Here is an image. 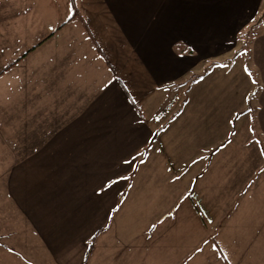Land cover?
<instances>
[{
    "label": "crops",
    "instance_id": "0c3cea01",
    "mask_svg": "<svg viewBox=\"0 0 264 264\" xmlns=\"http://www.w3.org/2000/svg\"><path fill=\"white\" fill-rule=\"evenodd\" d=\"M262 15L0 0V264H264Z\"/></svg>",
    "mask_w": 264,
    "mask_h": 264
},
{
    "label": "rangeland",
    "instance_id": "374dc122",
    "mask_svg": "<svg viewBox=\"0 0 264 264\" xmlns=\"http://www.w3.org/2000/svg\"><path fill=\"white\" fill-rule=\"evenodd\" d=\"M261 17V16H260ZM260 17H259V19L255 22V24H252V25H250L247 29H246V31H244V32H242L241 33V37H240V46L238 47L239 48V51H243V50H247L248 52L247 53H245V51L243 52L244 54L241 56V60L244 62H246V60L247 59H250L251 60V52H250V46H249V44H250V42L252 41V39H253V37H254V35H255V33L254 32H256L258 29L261 31V30H263L264 29V17L262 18V20H261V22L259 21L260 20ZM229 59V58H228ZM228 59H227V62H228ZM244 68V67H243ZM250 68H251V66H250ZM254 69V68H253ZM243 69H242V66H241V64L240 63H238L237 64V67H236V76H237V78L236 79H234V81L236 80V82H238V83H240L241 84V87H242V89H244L245 87H246V81L244 80V74H243V71H242ZM254 71V72H253ZM252 72L253 73H255L256 74V71H255V69L254 70H252ZM258 89H259V87H257ZM257 88H256V90H257ZM179 91H180V94L182 93V95H184L185 94V89H182V88H180L179 89ZM172 95H173V93H171L170 94V97H172ZM187 97V93H186V95L184 96V99ZM176 104H178L177 103V101H176ZM182 105H181V103H180V105H179V107H181ZM229 107V106H228ZM229 113V112H228ZM227 136H228V138L230 137V136H232L236 131H238L239 130V127H240V121H238V120H232V121H228L227 122ZM227 138V139H228ZM183 147V146H182Z\"/></svg>",
    "mask_w": 264,
    "mask_h": 264
},
{
    "label": "trees",
    "instance_id": "16d2710c",
    "mask_svg": "<svg viewBox=\"0 0 264 264\" xmlns=\"http://www.w3.org/2000/svg\"><path fill=\"white\" fill-rule=\"evenodd\" d=\"M264 16L262 15L261 17H260V22H261V20H262V18H263ZM178 48H183V46L182 45H178ZM187 49H188V47H187ZM92 246H93V241L90 243V248H92Z\"/></svg>",
    "mask_w": 264,
    "mask_h": 264
}]
</instances>
